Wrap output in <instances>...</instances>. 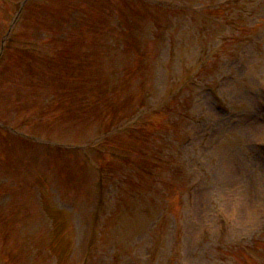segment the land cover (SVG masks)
Segmentation results:
<instances>
[{
    "label": "rangeland",
    "instance_id": "obj_1",
    "mask_svg": "<svg viewBox=\"0 0 264 264\" xmlns=\"http://www.w3.org/2000/svg\"><path fill=\"white\" fill-rule=\"evenodd\" d=\"M22 1L0 0L2 264H51L49 250L60 264H264V198L252 215L224 201L228 166L240 201L264 177V0L182 2L158 45L168 12L141 0H32L14 23ZM138 8L129 47L116 17ZM219 42L232 61L183 89ZM34 142L80 145L93 170ZM97 201L109 220L82 255Z\"/></svg>",
    "mask_w": 264,
    "mask_h": 264
},
{
    "label": "bare ground",
    "instance_id": "obj_2",
    "mask_svg": "<svg viewBox=\"0 0 264 264\" xmlns=\"http://www.w3.org/2000/svg\"><path fill=\"white\" fill-rule=\"evenodd\" d=\"M252 127H249V129H251Z\"/></svg>",
    "mask_w": 264,
    "mask_h": 264
}]
</instances>
